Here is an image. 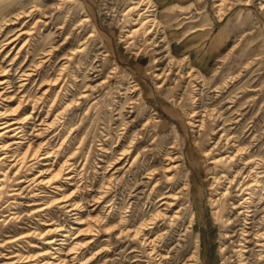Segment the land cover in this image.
Wrapping results in <instances>:
<instances>
[{
  "label": "rangeland",
  "instance_id": "obj_1",
  "mask_svg": "<svg viewBox=\"0 0 264 264\" xmlns=\"http://www.w3.org/2000/svg\"><path fill=\"white\" fill-rule=\"evenodd\" d=\"M136 1L0 0L2 66H8L18 48L29 39V33L22 35L10 54L12 45L3 47V40L17 29L29 32L41 11L50 23L39 22L32 28L36 33L21 51L16 67L26 62L30 54L36 63L42 50L52 44L60 45L61 49L45 64L46 75L33 85L28 84L26 91L32 99H42L44 89H38L37 83H48L44 87L51 89L50 102L43 108L39 104L42 111L40 107L37 110L45 119L52 105L47 123L57 120L51 132L46 131L39 138L35 134L33 139L37 145L46 141L56 149L54 167L58 169L67 162L65 172L71 171L72 176L65 179V174L60 178L62 190L45 186L40 195L39 183L32 178L38 175L43 161L35 160L19 176L25 182L6 181L0 194V264H39L37 260L44 259L43 253L50 246L44 245L38 234L27 235L34 229L46 231L49 226L42 223L51 217L59 228L72 230L68 245L76 254L71 264H182L195 249L197 264H238V256L232 252L236 248L221 251L229 245L223 235L226 218L219 211L222 199L217 202L221 184L215 182V152L210 151L207 156L204 150L214 145L215 133L217 139L226 132L235 136L247 152L264 158V0H203L193 12L191 7L183 8L191 11L185 14L190 17L183 19L178 13L174 18L173 9H159L154 0H148V13L156 18L157 26L149 35L144 29L135 31L140 27L139 15L129 8ZM33 6L37 15L28 24L27 11ZM169 14H173L171 22ZM186 20L190 22L181 25ZM180 26H184L180 28L184 34L204 31L200 38L191 33L187 42L181 43L182 34L176 35ZM217 35L227 42L219 51L209 53V43ZM69 53L70 60L65 58ZM63 64L66 73L54 86ZM85 90L89 96L78 99ZM39 123L37 120L35 128L46 126ZM134 142L138 144L130 148ZM149 145L152 150L142 153L137 167L128 172L135 156ZM172 146L181 154V164L170 174L172 180L162 181L161 192L176 189L188 178L193 204L190 213H195V218L188 239L183 232L188 215L183 223H159L153 236H163L157 249L166 257L159 258L157 254L149 255L150 249L143 253L139 244L129 246V242H120L104 230L112 229L122 216L129 220L132 230L155 216L159 204L151 207L150 189L144 191L135 181L147 167H159ZM122 153L129 154V165L124 167L125 159L117 163L116 172L109 171ZM112 174L124 176L115 181L110 180ZM161 175L162 172L156 178ZM157 179L149 180L153 181L150 188ZM63 192L76 193L85 224L74 222L72 213L78 210L69 213L63 207L49 209L51 216L30 214L40 205H34L40 202V196L50 201ZM158 193L159 187L152 196ZM104 195L103 202L90 205L93 199ZM12 211L18 212L19 217H2ZM108 215L115 219L106 220L105 228L103 221L92 222L93 217L106 219ZM18 254L34 260L13 263Z\"/></svg>",
  "mask_w": 264,
  "mask_h": 264
},
{
  "label": "bare ground",
  "instance_id": "obj_2",
  "mask_svg": "<svg viewBox=\"0 0 264 264\" xmlns=\"http://www.w3.org/2000/svg\"><path fill=\"white\" fill-rule=\"evenodd\" d=\"M129 9L130 11L138 12L139 15L137 20L140 21V27L136 28L135 31L139 32L144 29L146 35L155 32L157 26H155L156 23L154 21L156 18H154L151 13H148V0H138L134 2L133 6ZM35 11H38L36 6H33L27 11L28 15L26 16L28 17V24L31 20L36 18L37 13H35ZM131 13L132 12L129 14ZM44 14L45 12L41 11L39 14L40 18L37 19L32 28L38 26L39 22L40 25H49L50 22L46 19L48 16H45ZM144 14H146L147 18L142 20ZM20 18L22 17H19V19ZM6 25H10V23ZM23 26H26V23H23ZM32 28H28L29 32L24 30V28L17 29L16 32L12 34L13 36L3 40V47L12 45L9 54L17 48L16 42L22 37V35L29 33L30 39V36H32L33 33H36V30ZM28 40L18 48L16 55L7 64V67L2 66V63H0V194L4 190L7 180L16 179L19 183L23 182L25 179H20L19 177L22 170L29 165H33L35 160L43 161V165L40 167L38 175L32 178L39 183L40 195L44 192L41 189L45 186H49L59 191L62 190L59 181L65 174L67 175L64 176L65 179H72L71 171L65 172L67 169V162L59 165L58 169L54 167L55 160L53 162L52 160L55 159L58 153L56 149H53V147L48 145L46 141L44 144L37 145V142L35 143L33 139L35 134L36 137L39 138L44 132H51L52 125L57 120V118H54L52 122L47 123L48 119L52 116L50 113L53 109L52 105H49L50 108L45 115V119H42V117L39 116V113L42 111L41 107L43 108V106L47 105L46 103H49L51 99V89L44 87L48 83H37L39 86L38 89H44L41 94L42 99H32L26 91L28 84L33 82V85L46 75L45 64L53 58L56 50L61 48H59L60 45L55 46L52 44L48 49H44L38 54V62H33L32 54H30L31 59L29 58L26 62L21 63L20 66L16 67L18 65L21 51L29 43ZM65 55H67L65 58L69 60L71 59L68 58L70 53L69 55ZM65 67L66 66L63 64L58 70L59 74L53 83L54 86H57V84L61 82L63 75L66 73L64 72ZM80 94L81 95L78 99H85L89 96V93L86 90ZM39 104L41 107L38 106ZM29 106H31L30 111ZM39 107L41 109L40 112L37 110ZM193 116L194 114H192L191 117ZM33 119L35 120V123L31 122ZM37 120H40L38 125L46 126L43 128H35L37 126ZM214 135L217 136L218 133H215ZM216 136L214 137V145L210 150H204V155L209 156L210 151L212 153L215 152V156L212 157V162L218 170V173L215 176V182L221 184V190L217 202L222 199L221 209L219 211L222 212L226 218L223 224V227H225L223 232L225 239L224 242L225 244H227L226 241L229 242V245L222 247L221 251L226 253L228 248H236V251L232 250V252L234 253V256H238V264H259L261 261L264 264V158L258 155L254 156L252 153L247 152L245 148L240 147L235 136H230L226 132H221L217 139ZM135 143L138 144V142L131 143L130 148H132ZM175 146L171 147L170 152L164 154V158L160 161L161 165H159V167H147L142 174L143 176L135 181V185L142 186L144 191L150 189L148 204L151 207L159 204L160 207L155 213V216L148 223H143L141 226L132 230L128 227L129 220L126 216H122L117 225L112 229H107L104 225L105 222H107L106 220H113L115 219L114 216L108 215V218L106 219L102 216H98L97 218L93 217V221L91 220L93 223L103 221L102 227L105 228V230L103 229L104 233L112 234V237L116 240L126 243L129 242V246L139 244L138 247L141 248L143 253L150 249L149 255L157 254L160 256L159 258H166L157 249L159 240L163 239V236H161V234L157 237L153 236L158 229L159 223H166L167 221H169L170 224L176 223L177 221L183 223L186 220V215H188L187 226L184 227L183 231L184 236L188 239L195 218V213H190L193 204L190 199L191 184L189 183L188 178L184 180L181 184L182 186H178L179 188L177 187L175 189L174 187H171L166 191L161 192V187H163V184L161 185L162 181L164 180L167 182L172 180L173 176L170 174H172V172L181 164L179 161L182 156L179 151H176L177 147ZM135 147L136 149L138 148L137 146ZM147 150H152L151 145L147 146L135 156L127 169L128 172H132V168L137 167V164L141 159V154L146 153ZM128 155L129 154L124 153L120 154L117 160L113 162L114 164L110 165L109 171L114 169L116 172L118 170V167L115 168L117 163H121L128 157ZM129 162L130 160L126 159V165L124 167L129 165ZM160 172H162V175L157 179L156 177L160 175ZM123 176L124 174L121 177L112 174L110 175V180H122ZM151 179H153V181L156 179L158 180L152 188L150 187L153 181H149ZM157 187H159V193L153 197L152 195ZM75 194L76 193L66 194L63 192L60 197H56L50 201H44L40 196V202L34 204L40 205L37 206L34 211H31L30 214L39 215L41 212V215L47 214L51 216L49 209L54 206L59 208L63 207L66 208L69 213L78 210L75 211V213H72V215H75L74 222L78 225L85 224L84 219L80 214L82 204L77 200ZM104 197L105 195L93 199V204L90 205H96L97 203L103 202ZM94 209L95 208H93V210ZM170 212L173 213L168 214ZM2 217L15 219L19 217V213L12 211ZM53 219L54 217H51L42 223L45 227L46 225L49 226L46 231L38 232L34 229L27 235L36 236L38 234L40 237H43L44 245L50 246V248L43 253L44 259H39L37 262L39 264H71V261L75 259L74 255L76 254L74 248H69L68 245L71 239L72 230L59 228L60 225L55 224ZM174 226L175 224L173 227ZM79 227L80 226H78L77 229H79ZM167 233L168 232L165 234ZM179 245L180 244L178 243L175 249H178ZM134 250L130 253H133ZM198 258L195 249L182 264H197ZM33 260L34 259H31L30 256L18 254L17 259H15L13 263H27Z\"/></svg>",
  "mask_w": 264,
  "mask_h": 264
},
{
  "label": "crops",
  "instance_id": "obj_3",
  "mask_svg": "<svg viewBox=\"0 0 264 264\" xmlns=\"http://www.w3.org/2000/svg\"><path fill=\"white\" fill-rule=\"evenodd\" d=\"M154 1L156 3V7L157 8L162 9V10H168V11L173 9L174 11H176V13H174V18L177 16V13H178V17H180L179 19H183L184 17L185 18L186 17L189 18L190 15H186L185 16V14L186 13L189 14L188 12H191V11H186L185 12V11L182 10L183 8L191 7L192 8L191 10L193 12V8L194 7L196 8V6H199L201 1H203V0H154ZM171 15H173V14H169L170 22H171V19L173 17V16L171 17ZM182 15H183V17H182ZM188 22H190V21L186 20L185 22H181V25L182 24L185 25ZM180 28L184 29V26L178 27V30L176 31V35H178V34L181 35L182 34V36H183V37L180 38L181 39V43H183L185 41L187 42V40L190 38V34L191 33L195 34L192 37L196 38V37L201 36L202 35L201 32L204 31V29H201V31L200 30L199 31L193 30L191 33L184 34L183 30H181ZM217 37L214 38V40L209 43V48L212 50L209 53H215L217 51V49L219 51L222 47L225 46L227 40H225V38L223 36H218L217 35Z\"/></svg>",
  "mask_w": 264,
  "mask_h": 264
}]
</instances>
